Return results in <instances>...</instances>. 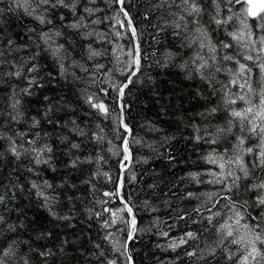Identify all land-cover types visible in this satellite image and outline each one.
Returning <instances> with one entry per match:
<instances>
[{
  "label": "trees",
  "instance_id": "1",
  "mask_svg": "<svg viewBox=\"0 0 264 264\" xmlns=\"http://www.w3.org/2000/svg\"><path fill=\"white\" fill-rule=\"evenodd\" d=\"M10 2L11 0L0 2V8L6 9L0 15V47L11 39L17 47L6 59L23 62L25 67L28 63L38 64L39 71L32 75L38 77L37 83L42 86L33 85L32 95H25L22 89L27 87L26 78L5 76L3 73L6 66L0 68V113L3 114L0 115V122L4 121L10 111L11 97L15 92L16 97L21 100L24 116L19 124L10 127L27 130L28 121L32 117L40 120V125L33 131L50 134L48 142L55 147L52 161L55 171L41 166L39 175H33L23 169L17 170L15 164L0 161V184L8 185L11 180L12 184L23 185L24 188L23 191L17 189L14 198L8 192V207L12 211L5 215L9 223L22 227H17L15 232L5 230L0 235V246L14 239L21 242L18 256L26 255L30 264H99L92 253L96 251L94 245L100 244L109 258L117 259V264H128L124 256L113 254L111 247L105 244L102 239L103 230L88 209L95 206L99 210L95 201L107 199L103 197V192L117 190L115 182L120 177L122 159L119 155H113V152L121 145L120 136L124 133L122 128L117 131L120 101L111 85L125 81V74L119 71L124 65L117 63L116 56L121 61H125L127 57L120 52L117 45L126 52L130 46L131 33L126 27L121 28L115 19H105L103 23L91 26L89 30L95 29L96 32L105 34L106 41H111L108 43L100 41L98 37L92 38L93 47L107 51L108 55L86 62V66L93 71L97 62L105 66L97 73V83L91 84L90 77L70 62H66L68 75L65 77L47 53L41 51L37 54L29 39L34 34L29 30L39 29L41 26L32 17L24 14L22 9L7 11ZM156 3L157 0H127L125 5L136 28L142 52L146 54L140 71L125 89L123 97V104L126 105L123 119L131 129L132 151V163L125 176L124 194L134 206L138 221V231L131 243L130 252L135 264H231L224 258L222 248H217L215 258L207 256L208 245H214L218 237L214 230L203 231L207 222L194 210L200 208L201 213L207 215L203 207L207 197L202 194L212 192L215 188L207 183L193 181L190 177L191 173H201V179L211 178L203 175L210 169L214 170V166L208 164L205 157L213 149L222 151L228 145L223 141L218 144L205 141L209 139L207 133L217 123L222 125L224 120L221 118L222 114L217 113L212 124H209L202 115L217 98L209 95L204 81L195 75L189 77L187 70L181 67L192 56L195 46L187 47L183 36L174 35L178 30L165 24L166 20L172 19L166 15L168 9H157L154 6ZM201 3L208 8L204 0ZM93 6L100 11L86 23L97 17L119 16L120 20H125L118 11L119 5L112 0H96ZM61 13L65 16L64 25L74 19L68 10L59 9L55 13L54 25L63 35L54 36L53 39L56 44L63 43L65 47L70 43L72 58L81 61V54L88 41L81 39L75 30L61 27L58 19ZM202 22L207 24V12L203 15ZM50 27L53 26H45L44 30ZM116 31L122 33L120 38L114 35ZM225 35L222 31L213 32L214 39L223 38ZM113 49L116 50L115 55L112 54ZM30 56H35V60L28 61ZM109 70L110 78L106 75ZM73 73L82 79L74 80ZM218 78L225 79V74H219ZM101 88L108 90L107 95L100 91ZM85 94H95L98 100L103 101L109 107L111 117L105 119L96 115L85 102ZM49 107L54 109L49 113L53 121L66 124L74 118L89 133L103 129L105 141L102 147L94 141L78 136L71 137L81 144L79 151L73 150L75 155L82 158L102 155L105 157L103 164L83 163L77 168L66 166L69 156L59 135H67V128L48 123L43 113ZM198 136L201 139L198 140ZM0 151H3L2 141ZM7 159L11 160L10 157ZM97 168L108 172L111 180L101 176L93 179L91 184L87 183ZM32 180L38 183L47 180L55 186L54 194L59 197L55 210L61 215H71L70 221L58 220L50 215L47 208L42 206V201L29 190ZM188 193L193 195L189 197ZM241 195H244L243 189ZM254 195L255 193L248 194V199L251 200ZM67 196H72L73 199L69 201ZM146 203L148 207L144 206ZM120 206V200L115 198L108 205L113 209ZM249 211L252 215L259 214L258 209L253 210L250 207ZM189 231L196 232L199 238L190 240L188 244L173 251L169 245ZM117 236L121 241L126 238L125 233H117ZM224 244L235 250V246L228 245L227 241ZM197 245L204 249L206 259H190L185 255L186 251ZM47 250L53 254L47 258L39 255L41 251Z\"/></svg>",
  "mask_w": 264,
  "mask_h": 264
},
{
  "label": "snow or ice",
  "instance_id": "2",
  "mask_svg": "<svg viewBox=\"0 0 264 264\" xmlns=\"http://www.w3.org/2000/svg\"><path fill=\"white\" fill-rule=\"evenodd\" d=\"M112 2L119 5L118 11L125 17V20H120L119 16L115 18L97 17L86 23L90 17L100 11L93 6L96 0H83V2L82 0H11L7 11L22 9L24 14L32 17L41 26L39 29L29 30L34 34L29 39L37 50V54L43 51L54 60L62 76L67 77L66 62H70L72 66L78 67L81 72L90 77L91 84L97 83V73L105 66L97 62L94 64L93 71L86 66V62L96 61L97 58L108 55L107 51L93 47L92 38L98 37L100 41L108 43L111 41L105 40V34L89 29L92 25L103 23L105 19H115L121 28L126 27L131 33L130 46L126 52L120 45H117V48L127 59L121 61L120 57L116 56L117 63L124 65L119 71L125 74V81L118 85H111L117 93V100L122 101L125 95L124 90L133 82V77L137 76L142 60L146 59V54L142 52L136 28L125 8L127 0H112ZM204 3L208 4L207 9L201 0H157L154 5L157 9H168L166 15L172 19L166 20L165 24H170L178 30L174 32V35L183 36L187 41V47L195 46L192 56L181 67L187 70L189 77L195 75L204 81L208 86L209 95L217 98L216 102L202 115L209 124H212L217 113H221V118L224 120L222 125L217 123L207 133L209 139L205 141L210 144L223 141L228 145L222 151L213 149L205 157L206 162L214 166V170L210 169L203 175L211 178L204 180L201 179V173L190 174L193 181L207 183L215 188L212 192L202 194L207 197L203 205L207 215H203L200 208L194 211L207 222L203 231L212 232L214 230L215 236L218 237L214 245H208L207 256L215 258L217 248H222L224 258L231 264H264V0H204ZM59 9L68 10L74 18L71 23L64 25L65 16L61 13L58 17L61 27L66 26L75 30L81 39L88 41L81 54L83 62L72 58V53L69 51L70 43L68 47H65V44H56L53 39L54 36L63 35V32L54 25L55 13ZM5 10L0 8V15ZM205 12L208 14L207 24L202 22ZM48 25L53 27L44 30V27ZM220 31L226 35L223 38L214 39L213 32ZM114 35L120 38L122 33L116 31ZM16 47L11 39L0 47V68L6 66L3 73L5 76L25 77L27 87L22 89V92L25 95H32L33 85L42 86L37 83L38 77L32 75L39 71V66L36 63H28L25 67L23 62L6 59ZM112 54H116L115 49L112 50ZM27 60L33 61L35 56H30ZM219 74H225V79H219ZM72 75L74 80L82 79L75 73ZM106 75L110 78V70ZM100 91L107 95L106 88H101ZM45 99L48 98L45 97ZM84 99L96 115L105 119L111 117L109 107L103 101L98 100L95 94H85ZM118 107L120 115L117 117V131L119 132L122 128L124 134H121L122 143L113 155L121 156V169H126L131 156L128 138L131 129L123 120L126 105L121 102ZM9 108L10 111L4 121L0 122V141L3 142L0 161L15 164L17 170L23 169L33 175H39L41 166H47L55 171L52 163L55 147L48 142L50 134L33 131L40 125V120L32 117L28 121L27 130L12 128L10 126L19 124L24 116L21 100L16 97L15 92L11 97ZM52 111L54 109L49 107L43 113L48 123L67 128V135L63 133L59 135L61 143L67 148L66 154L69 156L66 166L77 168L83 163L103 164L105 157L102 155L83 158L75 155L73 150L79 151L81 144L71 139L72 136H78L94 141L102 147L105 141L103 129L89 133L74 118L66 124H61L60 121H53L49 117ZM0 115L3 114L0 113ZM97 127L99 128V125ZM197 139L201 137L198 136ZM133 142L138 141L133 140ZM109 151L112 150L109 149ZM8 157L11 160H8ZM101 176L111 180L108 172H102L97 168L86 182L91 184L93 179ZM244 181H249V183H243ZM115 183L116 191H105L103 197L107 199L95 201V204L99 205V210L94 206L88 209V212L98 220L103 230L102 239L106 245L111 247L113 254L124 256L128 264H132L128 242L134 239L138 231L136 214L134 206L130 204L123 192L124 181L118 178ZM54 187L47 180L39 183L32 180L29 184V190L33 191L42 201V206L47 208L53 218L70 221L71 215H61L55 210L59 197L54 194ZM17 189L23 191V185L12 184L11 180L8 185L0 184V206H2L0 235L5 230L15 232L17 227H22V225L9 223L5 215L12 211L8 207V192H11L14 198ZM241 189L244 195H241ZM250 193H255L251 200L248 199ZM187 195L191 197L193 194L188 193ZM113 198L120 200V207L115 209L108 207ZM66 199L71 201L73 197L67 196ZM144 206L148 207L147 203ZM250 207L253 210L258 209L259 214L252 215L249 211ZM180 218L184 219L183 216ZM117 233H125L126 238L121 241ZM163 235L167 236V233ZM198 238L196 232L189 231L178 241H173L169 247L175 251L178 247L188 244L190 240ZM225 241L228 245H234L235 250L225 246ZM20 243L14 239L0 246V264H30L26 255L18 256ZM94 247L96 251L92 255L99 264H117V259L109 258L100 244H95ZM52 254L50 250L39 253L44 258ZM185 255L190 259H206L204 249H200L199 245L186 251Z\"/></svg>",
  "mask_w": 264,
  "mask_h": 264
},
{
  "label": "water",
  "instance_id": "3",
  "mask_svg": "<svg viewBox=\"0 0 264 264\" xmlns=\"http://www.w3.org/2000/svg\"><path fill=\"white\" fill-rule=\"evenodd\" d=\"M129 86V85H128ZM125 91V90H124ZM124 97V96H123ZM123 103V99H122V101H120V103ZM124 120V119H123ZM128 138H129V141H130V138H131V133H130V135L128 136ZM130 153H131V156H130V161H128L127 162V168L126 169H121V171H120V177H119V179H122L123 181H124V184H125V176H126V172L128 171V169H129V167H130V165H131V163H132V151H131V148H130ZM123 192H124V189H123ZM137 219V218H136ZM137 228H138V221H137ZM137 233V232H136ZM136 233H135V236H136ZM133 241V240H132ZM132 241H129L128 242V248H129V251H130V247H131V243H132ZM130 254H131V252H130ZM132 256V255H131ZM132 264H135V261H134V258L132 257Z\"/></svg>",
  "mask_w": 264,
  "mask_h": 264
},
{
  "label": "bare ground",
  "instance_id": "4",
  "mask_svg": "<svg viewBox=\"0 0 264 264\" xmlns=\"http://www.w3.org/2000/svg\"><path fill=\"white\" fill-rule=\"evenodd\" d=\"M130 168V167H129Z\"/></svg>",
  "mask_w": 264,
  "mask_h": 264
}]
</instances>
